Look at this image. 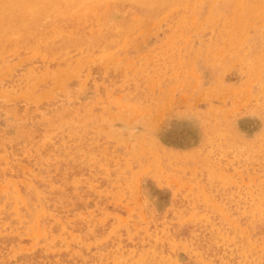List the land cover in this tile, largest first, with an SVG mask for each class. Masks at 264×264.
Instances as JSON below:
<instances>
[{
	"label": "rangeland",
	"instance_id": "rangeland-1",
	"mask_svg": "<svg viewBox=\"0 0 264 264\" xmlns=\"http://www.w3.org/2000/svg\"><path fill=\"white\" fill-rule=\"evenodd\" d=\"M0 264H264V0H0Z\"/></svg>",
	"mask_w": 264,
	"mask_h": 264
}]
</instances>
